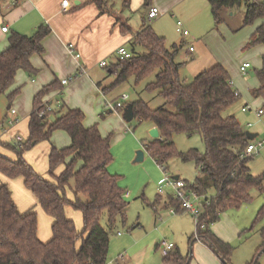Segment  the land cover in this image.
Masks as SVG:
<instances>
[{"label":"trees","instance_id":"1","mask_svg":"<svg viewBox=\"0 0 264 264\" xmlns=\"http://www.w3.org/2000/svg\"><path fill=\"white\" fill-rule=\"evenodd\" d=\"M206 1L216 28L222 23L223 10L243 6L242 27L260 22L245 48L257 45L264 47V1ZM5 2L0 0V11ZM88 3L96 6L100 14H113L114 0H88ZM117 22L120 20L116 19ZM129 31L127 26L120 25V33L127 34ZM49 34V26L41 24L32 35L13 32L9 36L8 47L0 53V95L6 94L13 86L17 72L23 71L29 75L37 73L31 66L30 58L44 53L42 41ZM128 47L132 57L110 65L107 72L115 75V80L102 88V92L107 94L129 79L137 85L154 74L153 81L144 90L149 94L155 93L163 100V104L150 109L142 100L131 102V122L137 125L146 123L157 128L158 139L147 142L144 150L159 167L167 170L168 162L175 157L181 162L195 164L198 176L193 183H185L198 197L204 198L199 216V224H204V228H197L198 239L212 250L220 264H231L232 247L221 241L210 226L227 209L237 208L250 200L252 188L263 191L262 177L249 173L248 163L252 156H243L251 141L246 139V132L234 116H223L224 111L239 98V94L221 65L199 73L190 83L182 81L178 77L180 64L175 61L179 47L173 44L168 48L164 38L154 34L149 21L144 22ZM255 76L258 87L251 90L250 94L264 102V53ZM61 89L60 82L55 80L34 96L27 139L19 145L14 143L6 146L16 155V161L0 155V174L8 179L22 178L24 187L51 219V238L47 242L38 239L37 215L30 210L20 213L8 187L0 185V264H107L110 233L115 230L117 223H125L127 204L123 200L117 177L108 172V165L112 161L109 137H102L97 125L85 128L84 114L78 109H69L63 114L60 111H46L43 99ZM18 93L19 89L12 91L7 99L12 101ZM58 114L60 116L49 123V117ZM57 131L66 133L70 144L66 148L50 149L47 161L48 174L52 180L47 181L34 172L22 157L26 150L39 142L49 141ZM180 133L199 135L204 144V153L200 154L194 149L177 152L172 137ZM59 166H62V170L54 175ZM71 181L72 187L69 185ZM67 189L72 192V201L66 198ZM161 200L158 195L149 206L155 211ZM166 202L165 206L174 208L178 213L183 212L176 199L169 197ZM65 207L80 212V232L73 221L67 218ZM102 218L106 220L105 228L101 225ZM257 218L264 219V205ZM259 237L260 246L249 264H258V258L264 252V222ZM193 239L194 235L191 241ZM188 259L177 253L165 257L164 261L169 264H188Z\"/></svg>","mask_w":264,"mask_h":264},{"label":"rangeland","instance_id":"2","mask_svg":"<svg viewBox=\"0 0 264 264\" xmlns=\"http://www.w3.org/2000/svg\"><path fill=\"white\" fill-rule=\"evenodd\" d=\"M242 10L235 9V15L232 16L230 22L235 24L223 23L217 29L214 26L212 31L204 37L192 38L191 35L186 38L182 37L176 31V21L172 20L169 15L158 17L157 21L156 19L152 21H156L155 27L158 32L153 27L154 23H150V25L152 30H154L153 32L164 38L168 48L173 44L181 46L175 61L177 64L180 63L178 77L182 81L190 83L199 73L216 65H221L228 71L231 81L236 85V88H234L238 91L239 98L224 111L223 116H234L244 132L256 134L257 136L250 142L256 145L264 140V125L262 123L264 114L261 118H258L255 115V111L258 108H262L261 106L264 105V102H255V98L253 99L250 96V92L258 87L256 84V86L251 88L254 82H257L255 71L260 68V56L264 50L262 46H254L250 49L245 48L252 34V27L235 30L240 26L238 12ZM187 31L190 34L189 30ZM125 48L129 50L128 46ZM189 48H192V52H189ZM115 61L116 59L113 55L108 60V63H115ZM245 61L251 65V69L242 76L239 74L238 68L241 63H246ZM97 77L100 80L103 78L107 79L105 84L109 82L108 85L115 80V75H109L106 69H99ZM153 79L154 74L137 85L134 84L132 79H129L109 92L107 101H112L113 105L117 102L128 105L136 100H142L150 109L160 107L163 104V100L156 96L155 93L149 94L144 90L145 86L152 82ZM249 88H251L250 92ZM122 95H127L128 100L122 101ZM7 100L5 96H0V113L4 108L5 101V106L8 105L9 101L7 102ZM62 100V92L53 98V102L50 105L54 113L63 110ZM245 106H248L250 110L242 112V108ZM103 113L105 112H100V117L103 116ZM58 116L60 114L50 116L48 119L49 123L54 122ZM100 117L96 123L100 124V127L104 128L105 132H110L115 136L116 131L113 130L114 121L111 120L104 123V120H100ZM248 125L250 126L248 127ZM146 126V123L137 125L133 121L129 126L127 125L130 130L124 129L123 138L111 143L112 161L108 165V172L117 177L118 186L122 191L124 202L128 204V208L125 223H117L115 230L110 233L107 253L108 262H114L120 255H123L126 264H163L162 260L164 257L160 253L159 246L162 242H165L166 244H172L174 247L173 252L179 251L182 256H191L190 252L195 259L193 262L191 260L190 263L188 259L189 264H203V260L207 259L209 254L213 259V264H220L221 262L216 255L201 241L188 242V239L196 232L193 216L186 212L167 216V214L170 215L168 211L170 209H165L158 213L162 215L161 218L158 214L156 216L153 214L154 211L151 207L146 206L156 200L159 195L157 192L158 183L161 182L164 176L170 178L178 176L180 180L189 184L193 183L198 176V171L193 162L184 163L176 157L168 162L165 173H163L161 168L157 167L146 153L142 162H135L136 153L144 150V145L149 138ZM51 138L50 141H55L60 149L69 146V138L64 132H54ZM172 141L177 152H186L194 149L203 154L205 150L203 141L197 134L191 136L183 133L175 134L172 137ZM48 150L49 142L42 141L26 150L24 154L29 155H23L22 158L32 167L34 172L42 176L43 179L50 181L52 179L48 174ZM12 159H17L16 155H12ZM248 168L252 176L262 177L263 191L259 192L257 189L252 188L250 190V200L240 204L237 208L227 209L221 214L219 220L212 224V226L217 225V232L226 240L225 243L230 244L233 249L230 257L231 264H249L260 246L259 230L263 225L264 219H258L257 214L264 205V144L256 153L252 154ZM61 170L62 166H59L55 170L54 175H58ZM3 179L0 176V182H4ZM8 180L6 184L9 186H6L15 202L25 208V210H30L37 215L39 235L44 237V233L46 236L49 233L50 237L46 242L49 241L51 238V219L44 214L37 202L32 203L34 198L30 191L24 187L22 178L18 177ZM19 184H22L23 187ZM69 185L72 187L73 182L71 181ZM172 195L173 191L171 189L163 188V192L159 196L163 200H167ZM66 198L69 201L73 199L72 192L69 189L66 190ZM203 199L199 197L197 201L193 198L192 202L199 203ZM65 214L67 218L73 221L76 230L80 232L82 229L80 212L72 210L70 207H65ZM168 217H178L184 223L185 229H190V233L185 236L183 229L173 222L170 224L169 230L163 228L161 223L165 222ZM101 225L104 228L106 227L105 218H102ZM134 225H138L137 229L129 231ZM117 232L121 234L120 237L117 236ZM198 249L201 250L199 251ZM208 263L211 264L212 262L209 261ZM258 264H264V252L258 258Z\"/></svg>","mask_w":264,"mask_h":264},{"label":"crops","instance_id":"3","mask_svg":"<svg viewBox=\"0 0 264 264\" xmlns=\"http://www.w3.org/2000/svg\"><path fill=\"white\" fill-rule=\"evenodd\" d=\"M62 1L64 0H6V2L2 5V10L0 11V53L8 47V38L13 32L29 36L32 35L35 29L41 24H46L50 28V34L42 41L44 53L40 56L33 55L30 58L31 66L37 71V73L35 75H29L23 71L17 72L13 86L6 94L0 95L7 98L9 93L19 89L18 95L12 101L7 100V102L9 101L7 106H5L6 101L4 102V108L0 113V155L11 161H16V159H12V155L15 154L6 146L8 144H14L15 138L17 137H19L22 142L27 139L28 119L32 111V102L36 93H38L42 87L55 80L60 82L63 79L75 76L80 68L85 69V74L76 76L74 80L68 83L65 87L63 86L64 88L52 92L46 96L43 101L45 103H51L53 102V98L62 92V103L64 108L62 111H60V114H63L69 109L80 110L84 114L83 126L87 128L97 125L101 136L109 137L110 150L111 143L113 141L116 142L123 138L124 129L130 130V127L127 128V125L129 126L131 122H127L123 118L121 114L123 110H112L108 108V105H113V103L112 101H107L108 93H103L102 88L108 87L109 82L105 84L107 81L105 78L100 80L97 77V71L99 69H106L107 71L109 70V67L112 63H108V60L111 59L113 55L115 56L116 50L119 47L128 46L129 42L142 29L144 22L147 23V12L149 8H158L160 10V15L158 17L169 15L172 20L176 21L175 26L177 22H181L184 30H189L190 34L188 33V36L191 35L192 38L204 37L205 35L207 36L212 31V28H214L210 6L206 0H114L112 15L100 14L96 6L88 3V0H67L69 4L65 9L62 8ZM125 2H127V4H125ZM75 3H77V5H75ZM235 9H243L242 11L238 12L240 26L235 29L238 31L246 28L242 27V20L244 16L243 6L239 8H233L231 10H223L221 12V24H235L230 23L232 16L235 15ZM116 19H119L120 22L116 23ZM152 21H150L149 24L154 23L153 27L158 32L157 28L155 27L156 21ZM259 23L260 22L253 26H248L253 28L252 33L255 31ZM121 24H124L130 29L127 34L120 33ZM3 27L7 28V32L1 31ZM154 34L157 35L155 32ZM69 44L74 45L75 54L80 55V58L76 59L74 55L68 52L67 45ZM177 47H179L177 51L178 54L181 46ZM102 61L107 63L106 68L99 66ZM241 65L242 63L240 66ZM250 69L251 65L250 68L246 70V73ZM238 72L242 76L245 75L240 73L239 68ZM256 84L258 86V81H255L251 88L256 86ZM232 85L233 88H236V85L233 84V82ZM251 88H249V92ZM254 100L255 102L262 101L259 99ZM128 105L125 104V108ZM10 109H14L16 114L11 115ZM102 111L105 112L103 113V116L106 117L101 119L100 112ZM15 117L18 119V123L10 125L8 120H12ZM99 117L100 120H104V123L111 120L114 121L113 130L116 131L115 136H113V134L110 132H105L104 128H101L100 124L98 125V123H96ZM153 128V125L147 124L146 126V132L149 137L147 142L152 139L149 133ZM51 139L52 138H50V140ZM50 140L48 141L49 150L47 157L52 147L60 149L57 147L55 141ZM143 151L145 154V150ZM152 161L154 162V160ZM157 167L159 166L157 165ZM163 171L166 172L167 170L163 169ZM0 176L4 178V182H0V185L9 186L6 184V182L9 181L8 178L2 174H0ZM175 177L179 179L178 176H174L173 178L175 179ZM19 185L23 187L22 184ZM159 185L160 183H158V187ZM24 190L27 192L26 189ZM33 198L34 199L32 203L37 202L34 196ZM166 201L167 200H161V203L156 207L155 211L151 208L154 211L152 212L155 216L159 213V211L171 209L167 204V206H165V203H167ZM13 202L20 213H25L28 211L25 210V208L19 206L17 202H15L14 198ZM149 204L150 203H148L146 206H149ZM127 208L128 204L125 208V216ZM168 211L170 212V210ZM182 213L183 212L181 211L178 213L175 210L174 214L170 212V215L167 214V216L176 214L178 215ZM158 216L162 218L161 214H158ZM172 222L183 229L185 236L190 233V229H185L184 223L180 221L178 217H168L165 222L161 223V226L169 230L170 224ZM137 227L138 225H134L129 229V231L137 229ZM216 228L217 225L210 226L212 232L221 241L226 242L221 234L217 232ZM118 233L119 232H117V234ZM37 237L41 242H46V240L50 237V234L48 233L46 236L44 233V237H40L39 231H37ZM192 238L193 236L188 239V242H194V239L191 241ZM198 250L200 251L201 249ZM173 251L174 250L171 252L172 254L178 253L181 255L179 251ZM172 254H170V256ZM189 254L191 255L188 256L190 263V261L192 260L193 262L195 258L190 252ZM210 256L211 255L209 254L207 259L205 258L203 260V264H209V261L212 262L211 264H213V259ZM182 257L186 258V256ZM162 263H165L164 259L162 260ZM114 264H126L125 257L123 262L114 261Z\"/></svg>","mask_w":264,"mask_h":264},{"label":"built area","instance_id":"4","mask_svg":"<svg viewBox=\"0 0 264 264\" xmlns=\"http://www.w3.org/2000/svg\"><path fill=\"white\" fill-rule=\"evenodd\" d=\"M68 1L64 0L62 1L61 5L62 8L65 9L68 6ZM160 15V10L156 7H151L149 8L148 12H147V20L150 22L154 19H156L158 16ZM2 32H7V28L3 27L1 29ZM176 31L182 36V37H187L188 36V31L182 29V24L181 22H177L176 23ZM67 49L68 52L72 55H74V57L76 59L80 58V55L75 54V50H74V45L73 44H69L67 45ZM192 49H189V51H191ZM132 57V54L130 53L129 50H127L125 47H119L116 52H115V59L117 61L123 62L126 60H129ZM100 67L106 68L107 63L105 61H102L99 65ZM250 68V64L248 63H244L239 67V71L241 74H246V70ZM85 74V69L84 68H80L77 72V74L73 77H69L67 79H63L62 81H60L61 86H66L68 83H70L72 80H74V78L76 76ZM232 85V82H231ZM233 86V85H232ZM237 94V93H236ZM121 100L122 101H127L128 97L127 95H122L121 96ZM46 106V111L47 112H51V105L50 103H45ZM125 106L120 103L117 102L115 105H108V108L112 109V110H122ZM250 108L248 106H245L242 108V112H246L249 111ZM10 114L11 115H15L16 111L14 109H10ZM264 114V110L262 108H258L255 111V115L258 118H261L262 115ZM8 123L10 125L18 123V119L15 117L12 120H8ZM264 125V121L262 122ZM250 125H248L249 127ZM21 139L19 137L15 138V143L19 145V143H21ZM264 144V140L262 142L257 143L256 145L254 144H249L244 152V157H249L252 156V154L256 153L258 151L259 148L262 147V145ZM161 168V167H160ZM162 169V168H161ZM163 170V169H162ZM163 173H165V171H163ZM163 188H169L173 191V195L172 197L174 199H176L179 203V206L181 208V210L183 212L189 213L191 216H193L194 220H195V225H196V232L194 234V238L195 240H199L198 239V235H197V228H204V224H199V216L201 214V208H202V204L204 199L199 202V203H193L192 199L194 198L195 200L198 201L199 197L193 193V191H191L188 188V185L180 180V179H174V178H170L167 176H164V178L161 180L160 185L158 187V194L161 195L163 192ZM203 198V197H201ZM170 212L172 214L175 213V209L171 208ZM117 235L120 236V233H118ZM200 241V240H199ZM160 248V253L161 255L165 258V257H169L170 253L173 250V245L172 244H166L165 242H162L159 246ZM124 261V256L120 255L117 260L115 262H123ZM107 264H114V262H107Z\"/></svg>","mask_w":264,"mask_h":264},{"label":"water","instance_id":"5","mask_svg":"<svg viewBox=\"0 0 264 264\" xmlns=\"http://www.w3.org/2000/svg\"><path fill=\"white\" fill-rule=\"evenodd\" d=\"M75 5H77V3H75ZM123 118L125 119V121L127 122H131L133 120V110L132 107L130 105H128L125 109H124V113H123ZM150 137L152 139H158L159 137V133L156 127H154L150 133H149ZM256 137V135L254 134H250V133H246V139L249 141H252L254 138ZM144 158V151H138L136 153V157H135V162L139 163L142 162ZM175 179H177V177H175Z\"/></svg>","mask_w":264,"mask_h":264}]
</instances>
